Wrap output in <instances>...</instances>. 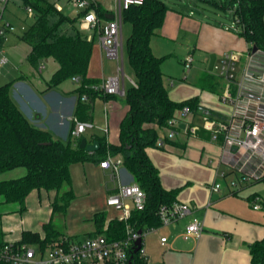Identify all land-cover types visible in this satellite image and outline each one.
<instances>
[{"label":"crops","instance_id":"0c3cea01","mask_svg":"<svg viewBox=\"0 0 264 264\" xmlns=\"http://www.w3.org/2000/svg\"><path fill=\"white\" fill-rule=\"evenodd\" d=\"M40 1L54 4L57 11L76 19L74 24L69 23L65 32H62L73 36L75 30L80 29L82 15L80 16L81 13L67 1ZM91 2L100 10L97 16L101 26L113 19L114 0ZM20 6L24 7L29 16H35L32 8L33 14L28 12L30 7H27L23 0H9L4 18L10 23H13L12 19H22ZM169 16L171 18L172 15ZM190 18L181 15H176L175 19L165 18L163 27L155 36L162 38L188 36L192 43L189 54L193 55L199 50L204 56L215 55L216 62L217 56L221 59L224 54L234 51L240 55L239 66L243 68L251 45L238 34L239 32L230 33L228 29L224 30ZM23 33L18 35L15 31L7 34L6 39L0 40V57L5 56L8 60L4 66H0V86L12 83L11 96L29 122L38 129L49 131L55 140L66 141L72 126L71 120L74 117L78 119L79 85L67 80L52 87L50 82L59 69L58 63L48 58L41 61L38 67L32 66L28 61L32 49L23 40ZM93 41L94 53L88 77L101 82L106 76L102 73L100 63L106 57L98 35L94 36ZM150 45L153 52L152 42ZM153 54L159 57L154 52ZM106 60L111 61L107 58ZM41 64H44L45 69L40 70ZM188 72L192 78L196 75V86L179 84L171 90L168 89L171 100L179 103L197 98L200 105L210 109L217 118L227 120L233 111L229 104L221 100L227 84L224 81H221L222 83L217 81L216 87L209 84L210 86L203 89L201 79L210 72L209 66L208 69L200 70L198 74L190 70ZM169 85L173 87V83ZM85 102L91 105V110L87 116L88 120L83 122H92L94 128L87 130L81 140L86 139L88 145L99 142L98 139L105 140L108 144H117L120 122L128 111L126 102L122 104L117 96L103 95H95L93 99ZM189 122L171 143H166L164 148H147L146 153L159 171L163 188L168 191L178 190L176 202L189 204L193 208V216L203 223L205 231L196 241L183 240L180 235L190 218L158 229L153 236L156 237L155 245L160 248L161 258L152 260L151 255L146 253L149 264H251L250 246L264 239V187L260 185L261 181H245L241 175L231 170L225 161L222 143L212 141L210 134L202 130L203 121L200 117H194ZM151 127L156 128L154 125ZM192 127L198 129L197 134L191 133ZM104 129L108 130L107 134ZM160 136L165 138L167 132L162 130ZM80 168L85 175L88 173L90 175L92 170L94 171L93 175L99 179L97 180L99 187L107 192V199L114 193L115 185L109 181V171L101 169L100 163L93 161L71 166L72 183L75 176L79 175ZM25 175L26 170L18 168L0 175V181L18 179ZM121 181L124 184L134 181L124 166L121 169ZM215 184L222 186L219 192L212 190ZM258 197L261 198L259 203L262 208L254 210V202ZM55 198V191H33L26 200V211L20 212L19 205L5 204L4 199L0 197V208L4 209L0 212L3 241L20 243L25 231L44 236L43 227L51 220L58 227L55 219L58 215L54 216L52 210ZM107 199L103 208L94 205L82 213L83 220L91 221V226L81 225L74 230L73 224L68 222L67 232L59 231L65 236L79 240L80 235L84 239L95 234L97 230L93 220L95 215L104 213L106 221L118 216L117 211L108 207ZM245 202L249 206H246ZM163 237L168 239L165 244L161 243Z\"/></svg>","mask_w":264,"mask_h":264},{"label":"trees","instance_id":"16d2710c","mask_svg":"<svg viewBox=\"0 0 264 264\" xmlns=\"http://www.w3.org/2000/svg\"><path fill=\"white\" fill-rule=\"evenodd\" d=\"M23 1L35 12L34 23L22 36L32 49L28 61L34 67L48 58L58 63L59 69L50 82L52 87L80 78L82 87L79 88L77 115L80 121L88 120L91 105L82 101V96L86 94L89 99H93L97 94L85 86L99 83L88 77L94 41H89L87 34L80 29L75 30L73 36L62 32V24H74L76 19L57 11L54 4L40 0ZM203 1L218 4L216 0ZM225 6L222 7L233 12L240 29L238 34L246 39L251 49L256 47L264 51V0H230L227 8ZM90 9L95 10L96 14L100 13L94 4ZM167 10L162 0H145L144 4L132 6L124 14V23L129 22L132 26L126 49L136 86L131 85L126 89L128 111L121 120L117 144H108L98 139L100 149L89 153L80 148L81 140L77 146H74L70 136L66 141L55 140L49 131L34 127L21 112L11 96L12 83L0 86V175L18 168L26 170L22 178L0 181V197L5 204H17L20 212H24L26 200L33 191H55L53 215H65L76 198L71 166L87 161L100 163L111 154L122 158L123 166L132 175L134 182L147 194L146 208L132 213L131 226L143 232L161 226L159 208L176 202L178 190L168 191L163 188L159 171L149 159L146 149L160 148V132L167 131L168 122L179 111L188 107L195 112L200 105L197 98L179 103L171 100L161 70L165 57H156L152 52L151 38L163 27ZM209 84L217 86L214 78L207 73L201 79V86L205 89ZM165 141L167 144L172 142L167 138ZM64 187L67 189L62 192ZM93 220L97 230L91 236L103 234L116 240L126 236V225L121 221L112 220L105 229L107 217L104 213L95 215ZM43 232L44 236L25 231L20 243L44 249L65 237L53 220L44 225ZM1 243L4 241L0 215ZM250 252L251 264H264V239L253 243ZM132 264L147 263L140 259L139 254H135Z\"/></svg>","mask_w":264,"mask_h":264},{"label":"built area","instance_id":"2783aa9c","mask_svg":"<svg viewBox=\"0 0 264 264\" xmlns=\"http://www.w3.org/2000/svg\"><path fill=\"white\" fill-rule=\"evenodd\" d=\"M64 1L82 14L79 27L87 34L88 40L93 41L94 36L98 35L105 57L116 63L114 75L85 88L97 95L125 96L126 82L133 86L136 83L125 72L124 14L130 7L144 4L145 0H114L113 19L104 26L100 25L95 10L90 9L93 4L91 0ZM8 2L9 0H0V40L15 32V27L4 18ZM28 12L33 14L31 8ZM235 31H240L238 25ZM7 61L5 56H1L0 66H4ZM239 62L240 55L232 51L224 54L214 66L217 77L227 84L221 100L232 107L231 116L222 120L203 105H199L195 112L184 107L168 122L167 136L160 138L158 146L164 148L165 139L174 140L182 130L181 125L187 126L189 120L200 117L203 121L202 130L210 134L212 141L222 143L224 158L231 170L241 175L245 181L258 182L264 180V51L257 49L254 52L251 49L243 68L239 66ZM193 63L194 57L189 55L184 61L187 71L192 68ZM43 69L45 66L41 64L40 70ZM72 81L79 88L82 87L80 78H73ZM88 100L86 94L82 96V101ZM71 123L69 136L74 146H77L84 133L94 128V124L75 117ZM190 131L194 135L198 129L192 127ZM104 132L107 134L108 130L104 129ZM100 167L109 171V181L115 185V191L108 197L107 205L118 212L114 219L126 225V236L123 239H109L103 234L81 240L65 236L44 249L19 242H4L0 244V264H132L135 243L139 239H142V247L136 254L149 264L143 245L145 237L187 218L190 221L180 237L185 241L201 238L205 231L203 223L193 216V208L189 204L181 202L162 205L158 211L161 226L141 231L140 234V231L131 226L130 220L134 211L141 212L146 208L147 194L134 181L130 184L122 183L123 160L120 156L108 154L100 162ZM221 187L220 184H215L212 190L219 192ZM260 200V197L255 199L254 210L262 208ZM111 221L112 219L107 221L105 229ZM167 241L166 237L161 238L162 244Z\"/></svg>","mask_w":264,"mask_h":264},{"label":"rangeland","instance_id":"374dc122","mask_svg":"<svg viewBox=\"0 0 264 264\" xmlns=\"http://www.w3.org/2000/svg\"><path fill=\"white\" fill-rule=\"evenodd\" d=\"M162 1L165 2V5L168 8L166 12V19H175L176 15H181L182 17L185 16V18L191 17L190 19L201 20L211 26L218 27L224 30L228 29L230 33H236L235 29L237 28V24L233 17V12L231 10L228 11L227 9L222 7L226 5L225 7L227 8L230 0H216L218 2L217 5L212 2L203 0ZM11 5H9V9ZM20 14L23 16V18L12 19L13 23H11L15 27V31L18 35L23 33L24 29L27 26L32 25L35 20V17L29 16V14H27L26 10L22 6H20ZM169 15H172L171 18ZM68 24L69 22H65L64 24H62L61 31L65 32V28L68 27ZM131 33L132 26L129 22H126L123 28V40L125 44V72L128 77L135 79L134 73L129 65L126 49V44L131 36ZM151 42L153 44V52L160 58L165 57L161 65V70L164 75V82L165 85H167V89L171 90L174 87H177L179 84H188L193 87L196 86V75L194 78L190 77L189 72L186 70L184 65V60L188 58L189 55H191L188 51L191 48L192 43H190L188 36L166 38L154 36L151 39ZM193 57L194 63L190 71H194L195 74H198L200 70L208 69L209 59L211 56H204L199 50H197L195 51V54H193ZM219 61L220 57L217 56V62ZM100 65H102V73H104V76H106V78L110 77V75H112L113 73H116L115 62L107 61L106 58H104ZM209 74L214 78L215 82L218 81L219 83H222V80L217 77V73L215 70L210 71ZM172 83L173 87L169 85ZM130 87V83L126 82V89ZM117 99L122 104L126 102L125 96H117ZM78 172L79 175H76L73 180V189L76 195V200L74 199L75 201L72 203L70 209L65 215H58L57 218H55L58 224V229L60 231L62 230L64 232H67L66 225H69L68 222L73 224L74 230L75 228L76 230L80 228L81 225L91 226V221L83 220L84 216L82 215V213L94 205L100 206L102 208L106 206L107 192L102 187H99V179L97 177L95 178V176L93 175L94 171L92 170L90 175L89 173L85 175L84 171L80 168ZM260 185L264 187V180L261 181ZM65 189L67 188L64 187L62 189V192L65 191ZM245 204L246 206H249L247 202H245ZM3 210L4 209L0 208V212H3ZM151 235L152 236L145 237L143 245L146 253L151 255L152 260L154 258H157L158 260L161 258V254L159 253L160 248L159 246L155 245L156 237L153 236V234ZM79 238L82 239L83 237H81L80 235Z\"/></svg>","mask_w":264,"mask_h":264},{"label":"water","instance_id":"95a60500","mask_svg":"<svg viewBox=\"0 0 264 264\" xmlns=\"http://www.w3.org/2000/svg\"><path fill=\"white\" fill-rule=\"evenodd\" d=\"M257 50L256 47L253 48V51L255 52ZM216 63V56L212 55L210 58V64H209V71L214 70V66ZM180 128L183 130L185 128V125H181ZM80 148L84 149L85 151L89 153H95L100 149V143L98 141L94 142L92 145H88L86 139H82L80 143ZM141 234V231L139 232ZM136 248L134 250V254H136L140 248L142 247V239H139L136 243ZM133 259V256L131 257Z\"/></svg>","mask_w":264,"mask_h":264}]
</instances>
